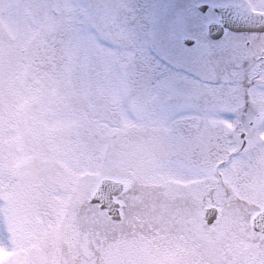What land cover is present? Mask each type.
Listing matches in <instances>:
<instances>
[{
    "label": "snow or ice",
    "instance_id": "6c2138e0",
    "mask_svg": "<svg viewBox=\"0 0 264 264\" xmlns=\"http://www.w3.org/2000/svg\"><path fill=\"white\" fill-rule=\"evenodd\" d=\"M193 81L126 0H0V264H264V0Z\"/></svg>",
    "mask_w": 264,
    "mask_h": 264
},
{
    "label": "flooded vegetation",
    "instance_id": "af4514ba",
    "mask_svg": "<svg viewBox=\"0 0 264 264\" xmlns=\"http://www.w3.org/2000/svg\"><path fill=\"white\" fill-rule=\"evenodd\" d=\"M221 3L222 0H152L146 5L147 42L153 54L149 65L161 61L159 66L172 71L180 67L192 76L200 74V53L208 45L220 42L214 37L245 34L222 27Z\"/></svg>",
    "mask_w": 264,
    "mask_h": 264
},
{
    "label": "rangeland",
    "instance_id": "374dc122",
    "mask_svg": "<svg viewBox=\"0 0 264 264\" xmlns=\"http://www.w3.org/2000/svg\"><path fill=\"white\" fill-rule=\"evenodd\" d=\"M126 2L134 8L137 14L138 25L136 26V33H135L136 44L141 54V58L146 62V64L149 65L148 62H151L153 58V54L147 45V39H148L147 26L149 24V21H148V10H147L146 5H149V3L152 2V0H143V1L126 0ZM146 10H147V13H146ZM159 62L162 64L161 61ZM159 62L156 61L154 63H150L149 65L152 71L157 76L167 78V79H172V80H179V81H193L194 78L196 77V75L192 76L189 72L183 71L180 67L179 69L172 71L170 68L167 69L163 66H159L160 64ZM163 69H166L165 73Z\"/></svg>",
    "mask_w": 264,
    "mask_h": 264
},
{
    "label": "water",
    "instance_id": "95a60500",
    "mask_svg": "<svg viewBox=\"0 0 264 264\" xmlns=\"http://www.w3.org/2000/svg\"><path fill=\"white\" fill-rule=\"evenodd\" d=\"M219 12L221 14V22L223 26L231 30L242 29V28L247 27V25H245L243 22L234 19L231 14L224 13L221 11V9L219 10ZM209 29H211V27H209ZM219 32H220V27H219Z\"/></svg>",
    "mask_w": 264,
    "mask_h": 264
}]
</instances>
